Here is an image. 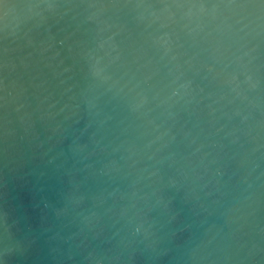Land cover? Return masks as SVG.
I'll use <instances>...</instances> for the list:
<instances>
[{"label": "water", "instance_id": "water-1", "mask_svg": "<svg viewBox=\"0 0 264 264\" xmlns=\"http://www.w3.org/2000/svg\"><path fill=\"white\" fill-rule=\"evenodd\" d=\"M0 264H264V0H0Z\"/></svg>", "mask_w": 264, "mask_h": 264}]
</instances>
